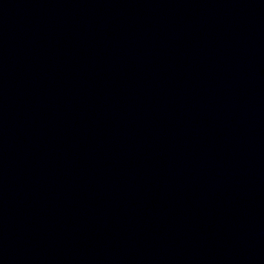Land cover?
<instances>
[{
    "label": "water",
    "instance_id": "obj_1",
    "mask_svg": "<svg viewBox=\"0 0 264 264\" xmlns=\"http://www.w3.org/2000/svg\"><path fill=\"white\" fill-rule=\"evenodd\" d=\"M0 264H264V0H0Z\"/></svg>",
    "mask_w": 264,
    "mask_h": 264
}]
</instances>
